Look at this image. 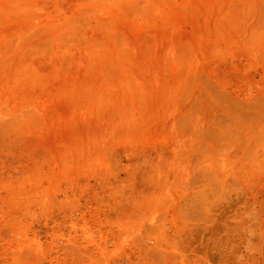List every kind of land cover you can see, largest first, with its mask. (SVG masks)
<instances>
[{
    "label": "rangeland",
    "instance_id": "374dc122",
    "mask_svg": "<svg viewBox=\"0 0 264 264\" xmlns=\"http://www.w3.org/2000/svg\"><path fill=\"white\" fill-rule=\"evenodd\" d=\"M0 264H264V0H0Z\"/></svg>",
    "mask_w": 264,
    "mask_h": 264
}]
</instances>
